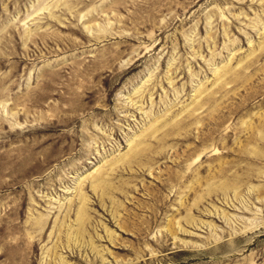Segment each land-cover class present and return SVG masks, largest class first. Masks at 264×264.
<instances>
[{"label":"rangeland","instance_id":"obj_1","mask_svg":"<svg viewBox=\"0 0 264 264\" xmlns=\"http://www.w3.org/2000/svg\"><path fill=\"white\" fill-rule=\"evenodd\" d=\"M0 264H264V0H0Z\"/></svg>","mask_w":264,"mask_h":264}]
</instances>
